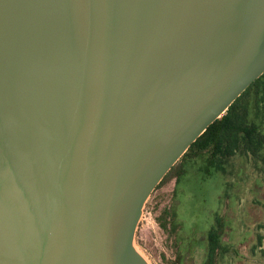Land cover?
Masks as SVG:
<instances>
[{"label":"water","instance_id":"1","mask_svg":"<svg viewBox=\"0 0 264 264\" xmlns=\"http://www.w3.org/2000/svg\"><path fill=\"white\" fill-rule=\"evenodd\" d=\"M264 72V0H0V264H147L144 202Z\"/></svg>","mask_w":264,"mask_h":264},{"label":"rangeland","instance_id":"2","mask_svg":"<svg viewBox=\"0 0 264 264\" xmlns=\"http://www.w3.org/2000/svg\"><path fill=\"white\" fill-rule=\"evenodd\" d=\"M215 216L224 225L215 264H264V175L255 159L235 156L223 173L204 155L177 160L144 202L132 246L147 264H205Z\"/></svg>","mask_w":264,"mask_h":264},{"label":"trees","instance_id":"3","mask_svg":"<svg viewBox=\"0 0 264 264\" xmlns=\"http://www.w3.org/2000/svg\"><path fill=\"white\" fill-rule=\"evenodd\" d=\"M199 155L205 156L208 168L219 173L224 172V165L235 156L252 158L259 163L264 175V72L190 144L179 159H193ZM174 167L175 164L154 189L171 175ZM223 228L222 220L215 216L206 233L205 264H215L217 256L224 252L220 243ZM262 240L258 237V243Z\"/></svg>","mask_w":264,"mask_h":264}]
</instances>
